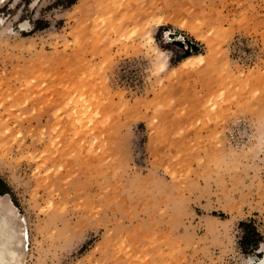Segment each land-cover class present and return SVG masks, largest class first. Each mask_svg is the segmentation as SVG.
I'll use <instances>...</instances> for the list:
<instances>
[{"label": "rangeland", "instance_id": "obj_1", "mask_svg": "<svg viewBox=\"0 0 264 264\" xmlns=\"http://www.w3.org/2000/svg\"><path fill=\"white\" fill-rule=\"evenodd\" d=\"M0 21L14 264L264 256V0H6Z\"/></svg>", "mask_w": 264, "mask_h": 264}, {"label": "bare ground", "instance_id": "obj_2", "mask_svg": "<svg viewBox=\"0 0 264 264\" xmlns=\"http://www.w3.org/2000/svg\"><path fill=\"white\" fill-rule=\"evenodd\" d=\"M3 1L6 0H0V3H2ZM146 41L148 44H151L153 42V37L149 35ZM11 223L12 222H10L7 214L4 211L0 212V264H14L15 259L17 261L19 259L15 251L16 246L18 245V236ZM18 250L20 249L18 248ZM260 261H264V256L259 258V260L255 264H259Z\"/></svg>", "mask_w": 264, "mask_h": 264}, {"label": "snow or ice", "instance_id": "obj_3", "mask_svg": "<svg viewBox=\"0 0 264 264\" xmlns=\"http://www.w3.org/2000/svg\"><path fill=\"white\" fill-rule=\"evenodd\" d=\"M0 23H2V21H0ZM201 63L203 62L202 60L200 61ZM27 233L24 231H21V236L22 237H26ZM261 254L264 255V249L261 250ZM22 264V262H21ZM244 264H254V260L253 259H247ZM259 264H264V261H260Z\"/></svg>", "mask_w": 264, "mask_h": 264}, {"label": "trees", "instance_id": "obj_4", "mask_svg": "<svg viewBox=\"0 0 264 264\" xmlns=\"http://www.w3.org/2000/svg\"><path fill=\"white\" fill-rule=\"evenodd\" d=\"M252 233L257 234L256 231H255L254 229L252 230ZM246 239H249V238L246 237Z\"/></svg>", "mask_w": 264, "mask_h": 264}]
</instances>
